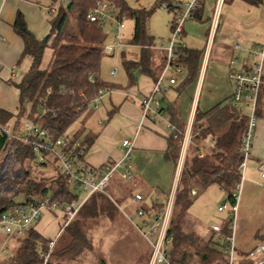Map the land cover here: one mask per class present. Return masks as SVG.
I'll return each mask as SVG.
<instances>
[{"label": "trees", "instance_id": "trees-1", "mask_svg": "<svg viewBox=\"0 0 264 264\" xmlns=\"http://www.w3.org/2000/svg\"><path fill=\"white\" fill-rule=\"evenodd\" d=\"M97 1L99 0H52L47 12L50 33L46 42L36 37L28 27L24 14L18 11L13 28L24 41L22 58L29 56L32 63L23 79L15 83L20 92L18 114L15 115L0 107V126H6L10 120L15 119L13 132L16 133L24 119H31L46 130L53 140L67 137L70 145L77 140L81 141L83 127L69 135L66 134L67 130L90 109L93 101L100 95L101 89L112 90L116 86L104 81L100 76L102 61L108 55L104 51L108 35L104 25L88 20V14ZM108 1L116 3L120 17H130L135 23L132 38L128 42L121 39L124 45H136L141 49L138 59H129L125 53L122 54V63L127 75L133 80L134 73L139 72L157 81L165 67L167 53L164 50L160 52V64H157L155 39L147 30V22L152 11L132 9L127 0ZM162 1H168L170 6L173 5L171 0ZM242 1L254 6L264 4V0ZM59 2H64L65 6L58 7ZM198 12L194 15L197 16ZM48 49L52 51L51 58L44 66V57ZM200 57L201 51L181 46L175 63L188 67L194 75ZM44 110L46 112L42 114ZM248 119V115L235 107L232 99L228 103L221 102L207 112L196 113L193 124L194 137L198 140L211 137L215 141L211 147L213 158L201 159L195 155L187 157L183 165L168 228V237L173 238L171 250L173 261L191 264L196 257L194 264H213L224 258L223 248L216 247L215 239L206 241L197 234L186 231L184 225L188 211L195 201L196 187L204 190L217 184L227 193V200L235 204L234 192L242 179L241 145ZM95 139L96 136L91 133L85 135L81 145L86 148V152ZM13 144L17 146L16 156L24 168L25 186L21 194L25 195V200L17 202L15 198L0 197V213L18 205H25L32 197H51L52 201H57L61 206L80 200L78 193L72 191L67 178L60 172L56 158L49 157L50 166L40 165L47 167V171L39 170L33 164L35 153L32 146L17 140H14ZM7 145V135L0 131V156L7 149ZM180 149L181 138L170 136L166 158L177 162ZM126 181L128 182L122 178L116 185L119 184L118 186L125 188L130 194ZM111 184L113 179L109 187ZM105 193L95 192L83 203L74 219L60 233L58 239H61L62 247L51 250L47 264H52L50 260L52 257L60 259L71 256L76 259L84 250L91 248L92 242H89L88 231L99 218L116 220L118 208ZM155 208L163 211L164 206L161 204ZM223 227L225 235L232 234L227 222ZM17 239L21 245L14 258L16 264H44L41 252L49 251V243L52 240L44 238L35 229H31L24 238ZM151 253L152 250L147 257V264ZM100 264H105V261Z\"/></svg>", "mask_w": 264, "mask_h": 264}, {"label": "crops", "instance_id": "crops-1", "mask_svg": "<svg viewBox=\"0 0 264 264\" xmlns=\"http://www.w3.org/2000/svg\"><path fill=\"white\" fill-rule=\"evenodd\" d=\"M206 1L197 16L193 15L185 22L183 36L180 40L182 47L201 51L197 69L192 75L188 67L181 65L184 70L181 75L177 76V82L170 85L164 91V94L160 96L164 118L149 117L142 121L141 101L152 91L156 81L150 76L139 72H135V78L131 80L126 73L119 79L114 78L106 81L116 86L112 90H106L99 101L100 105L94 106L95 108L93 107L87 117H92L97 112V125L92 128L83 123L77 128H84V136L88 133L96 136L94 143L86 154V161L94 168H100L107 163L120 160L124 154L123 140L136 136V146L132 160L133 177L129 180H132L131 182H126L130 188L132 198L133 185L150 189L151 192L155 193L156 197L149 202V205L143 204L147 208L153 205L154 209L158 210L155 207L161 204L165 208L169 198L175 197L180 182L183 168L180 171L178 161L174 162L166 158L168 139L170 138L168 125L173 123L179 128L186 129L189 126L193 128L198 111L207 112L221 102H230L233 92V84L229 79L230 61L236 60L234 68L238 71L249 70L257 62V59L251 55V50L264 44V4L254 6L242 0H233L228 3L226 12L223 11L220 14L218 23L215 26L213 24L215 4L214 7L207 9ZM44 2L45 0H0V107L15 115L18 114L20 109V92L15 83H19L28 72L32 58L29 56L22 58L24 41L14 31L13 24L18 11H21L30 30L38 39H44L50 33V24L47 17L49 7L44 5ZM225 4L226 2H224L223 7ZM206 9L209 10L207 12L209 15L213 11L212 16H209L207 20L204 19ZM112 27L115 28L114 25ZM254 30L257 31L255 35H253ZM156 45L159 44L156 43ZM236 45H239V48H236ZM123 46L125 45L122 43L116 47L114 54L118 48ZM160 52H163V50L156 48L155 60L157 64H160ZM118 71V68L112 70L111 75L118 76ZM172 73V70L169 71L168 76H171ZM104 99L108 101L109 110L106 106H104V109H100ZM27 107L29 110L30 106ZM12 120L15 123V119ZM26 120L31 119H24V122ZM23 123L20 125L19 130L22 128ZM121 131L124 133L122 141L119 137ZM196 140V148H191L195 150V154L199 152L204 155L203 159H212L211 147L215 141L211 137ZM261 161H264V83L257 108V127L251 156L246 164L244 188L249 183L263 184L264 181L258 172V165ZM122 171L123 168H120L112 178V192H117L118 195L121 193L116 184L118 180L122 179ZM215 186L218 185L213 184L204 190L196 187V192H194L195 201L188 213H192L193 205L196 202L201 203L206 197V193L215 189ZM222 191L224 190L222 189ZM136 193L146 195L139 191ZM124 200L126 201V199H123V202ZM222 202H225L223 196L220 198L218 206ZM126 204L130 207L128 201H126ZM131 205L134 206L135 211L139 206L133 200H131ZM200 211L199 208V213L196 215L199 223L197 229L193 232L206 241L213 238L217 244V236L212 229V225L221 224L224 226L226 222L225 215L222 218L219 217L221 222H218V219H215L214 212H210L211 215H209L205 211L203 213H200ZM215 212L219 213L218 207ZM47 213L48 220L52 218L53 223L59 224L60 231L61 220L58 223V217L54 220L55 215L49 211ZM49 226V222L46 224L41 220L33 229L44 238L53 240V237L56 238L59 233V231L57 233V227L56 231L54 230L49 235H45L41 231V229L47 230ZM263 238L254 242L253 247L264 241ZM7 240L11 242L13 237L5 234L4 241L7 242ZM241 246L238 248L239 251L250 250L244 248V245Z\"/></svg>", "mask_w": 264, "mask_h": 264}, {"label": "built area", "instance_id": "built-area-1", "mask_svg": "<svg viewBox=\"0 0 264 264\" xmlns=\"http://www.w3.org/2000/svg\"><path fill=\"white\" fill-rule=\"evenodd\" d=\"M206 0H188L185 4H176L168 6L167 9L174 12L172 22V37L168 44H159L155 48L162 49L167 53V60L164 70L155 82L152 91L141 101L142 121L152 118H164L162 114V104L160 96L168 89L170 85L177 82V76L183 73V67L175 63L180 50V40L184 32V24L203 6ZM225 0H215L213 24L218 23L219 12ZM161 9L166 10L163 6ZM125 18L120 17V10L116 3L108 0H99L88 14L89 22L111 24L115 26L114 41L105 44L104 51L108 55L114 54L116 47L120 46L122 34L125 29ZM239 48V45H236ZM251 55L257 59V62L246 71H238L234 68L235 59L230 61L229 79L233 84L231 99L235 107L241 110V106L248 108V124L242 139L241 152L243 162L240 165L242 179L237 184L234 198L235 204L228 200L218 206V212H227L228 217L225 221L228 223V229L231 235H225L224 227L221 224H213L212 229L218 235L220 245L223 248L224 258L218 261V264H264V241L259 242L255 247L244 253H240L236 247V223L239 202V192L245 179L246 164L251 156L254 134L257 127V108L260 100V94L264 83L263 79V62H264V44L253 48ZM172 70V75L168 72ZM106 93L105 89L100 90V95L93 101L95 107ZM46 110L42 114H45ZM170 136L176 139L181 138V149L178 159V166L183 167L188 152L194 143L193 128L189 126L185 130L180 129L177 125L170 123L168 125ZM0 131L7 135L8 147L6 153L3 171L7 164L11 163L12 158L16 156V144L14 140L28 143L32 146L35 153L33 160L35 165L50 166L49 157H54L59 163V170L67 178L73 192H84L86 195L82 200H76L71 204L61 206L57 201H52L51 197L39 198L32 197L25 205H18L9 210L0 213V231L10 237H24L33 229L41 220L43 213L49 211L61 215L62 222L60 231L74 219L83 203L95 192L105 193L114 176L123 168L121 178L130 180L133 177V152L136 144V136L123 140L122 145L124 154L122 158L113 163H107L100 168H94L86 161V148L77 140L70 145L69 138L60 137L56 140L50 138L48 132L42 129L32 120H26L22 128L14 133L7 126H0ZM3 153V154H4ZM196 156L203 159L204 155L196 152ZM83 157V158H82ZM258 172L264 181V161L258 165ZM16 174V173H15ZM264 184V182H263ZM133 202L139 204L136 208L135 215L139 222H134L135 227L142 237L149 243L152 253L149 264H181L172 260V237H168V228L174 207L175 197L169 198L163 211H158L151 207L144 206L145 198L142 194L136 193L132 198ZM133 221V220H132ZM55 241L49 243V251L41 252V257L45 262L48 261L51 250Z\"/></svg>", "mask_w": 264, "mask_h": 264}, {"label": "rangeland", "instance_id": "rangeland-1", "mask_svg": "<svg viewBox=\"0 0 264 264\" xmlns=\"http://www.w3.org/2000/svg\"><path fill=\"white\" fill-rule=\"evenodd\" d=\"M187 1L188 0H171V3L173 5L180 3L185 4ZM229 2L231 1H226L224 7L222 5L223 8L221 7L220 9L219 18L220 14H222L223 11L226 12ZM44 3V5L49 7L52 4V0H45ZM127 3L132 9L151 10L152 13L147 22V30L149 34L154 37L156 43L163 44L165 42L164 44H168V41L173 34L172 22L175 17L174 12L167 9L170 2L162 0H127ZM206 4L207 9L210 7L212 8V6L214 7L215 0H207ZM61 5L65 6V3L59 2L57 4L58 7ZM161 6L166 8V10L161 9ZM207 9L205 10L206 14L204 18L206 20L209 18V16H212L213 12L211 11V14L209 15V13H207L209 10L207 11ZM124 23L125 29L123 31L122 38L124 42H128V40L132 38L135 23L134 20L130 17L125 18ZM104 29L108 35L107 44L112 43L114 41L116 31L115 28H113L109 23L105 24ZM256 33L257 31L254 30L253 35H255ZM140 50L141 49L139 46L126 44L125 46L118 48L114 55H106L101 65V78L104 81H110V79H119L120 77L124 76L126 74V71L122 63V54L125 53L126 57L129 59H138L140 56ZM51 53L52 51L50 49L46 51L43 63L44 66L48 64ZM116 68H118L119 70L118 76L114 77L113 75H111V72ZM104 106H106L109 110L110 106L108 104V101H105V99L101 103L100 109H104ZM93 107L94 104H92L90 109L80 116V118L67 130V135L73 134L74 131L83 123L87 127L89 126L92 128L97 125V112L94 113V116L87 118L93 110ZM241 110L246 115H249L250 113V110L243 105L241 106ZM105 116L107 117V114H105ZM13 126L14 120H10L7 124V127L12 132ZM84 137L85 136L82 134L81 141H83ZM119 137L122 141V139L124 138L123 131L119 133ZM193 140L194 143L192 148H196L195 137L193 138ZM5 155L6 153L0 156V197L8 199L15 198V201L23 202L25 200V195L21 194V191H23L25 186L23 183L24 168L17 158H12L11 163L6 165L7 167L5 168V172L2 173L5 160H10L5 159ZM195 155L196 154L194 149L189 150L188 157H193ZM34 167L39 170L47 171V167L35 164ZM182 168L179 167V170L181 171ZM131 181L128 180V182ZM245 181L246 180L244 179L243 186L239 192V207L237 211V223L235 228L237 249L241 245V247H243L244 245V248L252 249V247L255 245L254 242L264 237V185L255 182L252 184L249 183L244 188ZM118 185L117 187L120 190V195H118L117 192H112L111 187H109L105 193L116 204L118 208V214H116L115 216L116 220L113 221L106 217L99 218L96 224L88 231L89 242H92V245L90 246L91 248H87L86 250H84L76 259L71 258V256H66V258L60 259L52 257V259L50 258L52 264H100L103 260L105 261V264H147V257L151 252V247L135 227L134 222H139V218L135 215L134 206L131 205L132 195L128 194L125 188H121ZM214 188L215 189L209 191V193H206L207 195H205L206 197L201 201V203L196 202L193 205L191 209L192 213L187 214L184 225L186 231L192 233L197 229V224L199 222L196 215L197 213H199V208L201 209L200 213H203V211H205L209 213V215H211V213L214 212L216 217L215 219H218V222H221V218L223 215H225L224 218L228 217L227 212H224L223 214L215 212L218 207V203H220V198L223 196L224 201H226L227 196L226 193L222 191V189H220L218 186H215ZM132 191L133 195L137 191L145 193L146 195L144 196H146V205H149V202L156 197L155 193L151 192L150 189H145L138 185H133ZM78 195L80 196V200H82L86 194L81 191L78 192ZM123 199H126V201L129 202L130 207L126 204L125 200L123 202ZM47 214V212L43 213L42 220L46 224L47 222H49L50 226L47 230L41 229V231L43 232V234L49 235L52 234L57 227L56 230L58 233L59 224L56 225L55 223H53V219L51 217V219L48 220ZM52 214L55 215L54 220L58 217L59 220L57 222L59 223L60 220L62 222L61 215L56 213ZM59 236H55L56 238L53 237L52 241L56 242L53 248L54 250L62 247L60 243L61 239H58ZM216 236V241L218 242L216 247L221 249L222 247L219 244V237L217 234ZM4 237L5 234L0 231V264H16L14 258L16 256L18 248L21 245L20 240H18L17 237H13V240H11V242H8V240L6 242L4 241ZM22 238L24 237H21V239ZM190 251L193 252V250ZM196 260L197 259L195 257L194 260L191 261V264L196 263L194 262ZM218 261L213 264H218ZM47 262L44 261V264H47Z\"/></svg>", "mask_w": 264, "mask_h": 264}, {"label": "water", "instance_id": "water-1", "mask_svg": "<svg viewBox=\"0 0 264 264\" xmlns=\"http://www.w3.org/2000/svg\"><path fill=\"white\" fill-rule=\"evenodd\" d=\"M49 38V35L43 40V42H46Z\"/></svg>", "mask_w": 264, "mask_h": 264}]
</instances>
